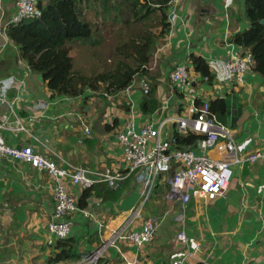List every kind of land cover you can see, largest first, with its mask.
<instances>
[{"label":"crops","instance_id":"1","mask_svg":"<svg viewBox=\"0 0 264 264\" xmlns=\"http://www.w3.org/2000/svg\"><path fill=\"white\" fill-rule=\"evenodd\" d=\"M16 1L0 0V86L12 83L7 97L15 98L14 112L0 107V119L16 127L17 117L26 130H3L6 143L31 144L39 152L48 150V155L62 166L123 169L122 150L116 141L118 127L129 118L134 119L137 127L145 121L158 125L167 120L163 136L169 137L175 125L169 119L185 115L190 105L188 96L182 97L176 90L168 107L161 106L162 97L169 92V72L175 64L188 62V55L194 53L205 58L216 80L208 84L199 78L192 94L200 101L218 96L227 99L228 111L221 122L233 133L239 150L248 152L264 147V77L251 69L244 74L242 83L234 84L224 79L220 67L226 54L240 49L227 38L248 26L244 0L177 1L169 13V32L157 43L149 69L157 81L159 103L151 111H146L142 104L144 94L138 84L141 79L146 80L145 77L134 78L131 90L134 109L121 92L112 100L103 93L97 98L99 94L88 88L76 97L50 96L41 75L30 70L16 45L2 33L1 27L16 10ZM48 1L39 0V3L44 5ZM96 1L92 10L84 0H77L75 4L83 18L93 10L96 12L95 28L103 35H106L104 27L105 31H116L122 25L117 10L112 26L110 8L106 13L109 0ZM72 42L87 45L82 40ZM35 102L41 105L34 107ZM209 153L216 158L228 157L215 149ZM232 168L226 196L193 197L186 205L185 229L189 238L197 242L195 249L190 245L181 247L175 239L178 224L174 215L181 207L177 201L165 198L164 176H160L132 225L139 229L148 217H157L160 222L153 242L138 247L119 240V251L109 247L99 264H166L180 251L193 252L186 264L261 263L264 256V160L233 164ZM142 186L136 174H132L118 188L102 183L91 188L85 206H79L70 217L69 236L78 239L81 254L96 248L124 222L130 209L140 202ZM68 188L78 201L82 189L76 185H68ZM52 210L51 181L47 174L19 160L0 156V261L46 264L50 252L46 243L50 238L47 222ZM85 212L91 215L86 216Z\"/></svg>","mask_w":264,"mask_h":264},{"label":"built area","instance_id":"2","mask_svg":"<svg viewBox=\"0 0 264 264\" xmlns=\"http://www.w3.org/2000/svg\"><path fill=\"white\" fill-rule=\"evenodd\" d=\"M178 0H172L174 6ZM42 8L38 0H17L16 10L7 24L1 27L4 33L9 23H20L41 16ZM253 58L250 51L233 50L226 54L220 63L224 79L234 84H240L243 76L251 70ZM199 78L207 81L206 76L192 70L188 62H179L169 72V92L162 97V107L167 108L171 96L178 90L182 97L189 98V110L185 115L175 116L169 120L175 123L169 137L163 136V128L167 120L158 125L145 121L138 127L134 119L123 122L116 131V141L122 150L123 169L103 167L89 168L82 165H60L52 159L46 151L34 149L31 144L15 146L5 142L2 134L5 129L26 130L19 118H15L16 127L10 126L6 120L0 119V156L11 160H19L38 171L45 172L51 181L53 210L47 222L50 238L47 245L51 246L57 239L69 236L70 217L79 206L77 198L69 190L68 185H76L84 190L96 184H105L110 188H117L129 175L136 174V178L143 183L140 202L132 207L124 222L113 229L109 236L96 248L82 253L77 259L65 264H99L105 251L115 247L119 251L118 241L124 240L131 246L141 247L153 242L159 219L148 217L139 229L133 228L134 220L139 216L141 206L153 193L160 176H164L166 186L165 198L177 201L180 210L174 215L178 224L175 239L181 247H197L185 229V209L191 198L213 199L226 196L227 189L233 176V164L242 162L253 163L264 160V147L252 151L242 152L238 149L233 133L217 119L211 111L208 100L196 103L197 96L192 94L194 85ZM134 80L123 89L122 94L134 109L132 86ZM207 83V82H206ZM143 94H147L150 85L145 79L138 82ZM12 83H2L0 86V107L11 113L14 112L15 98L7 97V90ZM111 100L112 95L107 94ZM38 102L34 107L39 106ZM14 115V114H13ZM175 130L181 134L189 132L201 134L192 147H174ZM85 133L89 130L86 128ZM199 148L197 151L195 148ZM215 149L227 158L213 157L209 151ZM85 215H91L85 212ZM101 226V225H100ZM193 252L180 251L179 255L166 264H186ZM0 264H12L0 261ZM56 264H60L59 262ZM127 264H134L129 262Z\"/></svg>","mask_w":264,"mask_h":264},{"label":"trees","instance_id":"3","mask_svg":"<svg viewBox=\"0 0 264 264\" xmlns=\"http://www.w3.org/2000/svg\"><path fill=\"white\" fill-rule=\"evenodd\" d=\"M40 6L41 16L17 24L9 23L6 35L16 45L30 70L41 75L51 92L50 96L76 97L83 95L86 88L96 92L103 88L104 92L115 93L129 85L135 77H145L150 82V90L144 94L142 104L146 111L159 106L156 96L157 81L149 69L154 61L157 43L169 32L168 17L174 7L172 0H118L120 14L118 10L117 16L122 25L117 30L124 25L125 30L132 29L133 25H142L148 19H154L155 26L159 25V29L157 32L148 29L141 32L140 26L134 30L132 36L131 31H128L127 38L120 40L121 43L116 45L117 51L114 52L117 56L125 58H118L114 67L102 70L105 72L100 71L92 75L75 69L70 55V42H85L92 35L91 25L83 19L76 8L75 0H49ZM124 16L129 19L126 20ZM244 17L248 26L230 35L227 40L243 51H250L253 58L251 69L264 77V24L261 23L264 19V0H244ZM187 59L193 71L207 77L208 84L216 80L215 73L210 70L201 55L191 53ZM199 102L201 101L197 99L196 103ZM208 102L211 111L221 121L228 111L227 99L218 96ZM201 137V134H181L175 130L173 146L192 147ZM89 191L90 188L82 190L77 201L78 206H85ZM80 255L78 239L69 236L57 239L50 246L45 262L56 264L60 261L75 260ZM258 264H264V256Z\"/></svg>","mask_w":264,"mask_h":264},{"label":"rangeland","instance_id":"4","mask_svg":"<svg viewBox=\"0 0 264 264\" xmlns=\"http://www.w3.org/2000/svg\"><path fill=\"white\" fill-rule=\"evenodd\" d=\"M84 2H86V6L90 10H92L94 4L97 3L96 0H84ZM116 2L117 0H109V3H107V7H106L107 8L106 13L109 11L108 10L109 8L111 10L110 19L112 26L115 25V21L117 18L115 12L116 10L118 11L120 8V6H118ZM75 3H77V0H75ZM114 4L117 7L116 9L114 8ZM172 10L173 9H171V11ZM119 14H120V10H119ZM124 17L126 18V20L127 18L129 19L128 16H124ZM83 19L90 23L92 28V35L91 37L88 38L87 41H85L87 45H85L84 43H82V45H78V44L76 45L75 42H71L70 46L72 52H70V54L71 55L73 54L72 56L73 67L89 75L96 74L100 71L105 72L102 70H107L110 67H112L118 58H122V59L125 58V57H119V55L117 56L116 54H114V52L117 51L116 45L121 43L120 40L127 38L128 31H131L130 35L132 36L134 30H137L140 26L141 27L139 28V30L141 32L144 29L157 32V30L159 29V25H157V27L155 26L156 22L154 21V19H148L144 21L142 25H133L132 29H127V30H125V25L120 30L110 31V32L105 31L106 28L104 27L103 32L104 34L106 33V35H103V33H100L95 28L96 12L94 10L90 12L88 17H84ZM126 60L129 61L128 58ZM131 64H132V59H131ZM97 92L99 95H97L96 97L99 98L104 92V90L103 88H101Z\"/></svg>","mask_w":264,"mask_h":264},{"label":"clouds","instance_id":"5","mask_svg":"<svg viewBox=\"0 0 264 264\" xmlns=\"http://www.w3.org/2000/svg\"><path fill=\"white\" fill-rule=\"evenodd\" d=\"M38 3H39V0H38ZM39 6H40V3H39ZM41 7V6H40ZM42 8V7H41ZM42 14V13H41ZM34 19V18H33ZM10 20V19H9ZM3 33V32H2ZM4 34H6V31L4 32ZM134 79H132V81H133ZM131 81V82H132ZM131 84V83H130ZM128 86V85H127ZM126 86V87H127ZM124 89V88H123ZM123 89L122 90H120V91H118V92H115V93H108V92H103V95H104V97L105 98H107V94H110V95H112V98H113V96L115 95V94H117V93H120L121 91H123ZM98 93V92H97ZM122 93V92H121ZM124 96V95H123ZM112 98H111V100H112ZM86 129V128H85ZM88 129V128H87ZM86 134V133H85ZM119 187V186H118ZM117 187V188H118ZM91 189V188H90ZM69 237V236H68ZM61 262V261H60Z\"/></svg>","mask_w":264,"mask_h":264},{"label":"water","instance_id":"6","mask_svg":"<svg viewBox=\"0 0 264 264\" xmlns=\"http://www.w3.org/2000/svg\"><path fill=\"white\" fill-rule=\"evenodd\" d=\"M261 23H263V24H264V19H262V20H261Z\"/></svg>","mask_w":264,"mask_h":264}]
</instances>
